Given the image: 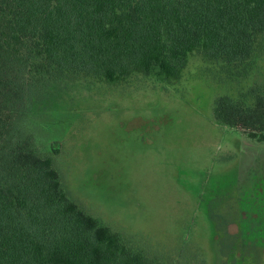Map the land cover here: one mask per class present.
I'll list each match as a JSON object with an SVG mask.
<instances>
[{
	"label": "rangeland",
	"instance_id": "rangeland-1",
	"mask_svg": "<svg viewBox=\"0 0 264 264\" xmlns=\"http://www.w3.org/2000/svg\"><path fill=\"white\" fill-rule=\"evenodd\" d=\"M264 95V32L239 63L193 54L181 79L158 69L116 84L47 77L24 128L71 199L155 264H264V142L214 117L220 96Z\"/></svg>",
	"mask_w": 264,
	"mask_h": 264
},
{
	"label": "trees",
	"instance_id": "trees-1",
	"mask_svg": "<svg viewBox=\"0 0 264 264\" xmlns=\"http://www.w3.org/2000/svg\"><path fill=\"white\" fill-rule=\"evenodd\" d=\"M264 32V0H0V264H155L71 199L24 128L28 90L47 77L110 84L155 69L181 79L193 54L239 63ZM224 95L214 117L264 142V95Z\"/></svg>",
	"mask_w": 264,
	"mask_h": 264
}]
</instances>
